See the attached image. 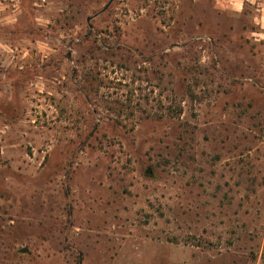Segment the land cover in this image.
<instances>
[{
    "label": "rangeland",
    "instance_id": "374dc122",
    "mask_svg": "<svg viewBox=\"0 0 264 264\" xmlns=\"http://www.w3.org/2000/svg\"><path fill=\"white\" fill-rule=\"evenodd\" d=\"M109 1L0 0V264H264V0Z\"/></svg>",
    "mask_w": 264,
    "mask_h": 264
},
{
    "label": "water",
    "instance_id": "95a60500",
    "mask_svg": "<svg viewBox=\"0 0 264 264\" xmlns=\"http://www.w3.org/2000/svg\"><path fill=\"white\" fill-rule=\"evenodd\" d=\"M111 2H112V0H110V1L108 2V4L104 7V9L101 11V13L104 12V11L109 7V5H110ZM21 252L24 253L25 250H22Z\"/></svg>",
    "mask_w": 264,
    "mask_h": 264
}]
</instances>
